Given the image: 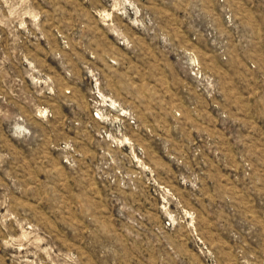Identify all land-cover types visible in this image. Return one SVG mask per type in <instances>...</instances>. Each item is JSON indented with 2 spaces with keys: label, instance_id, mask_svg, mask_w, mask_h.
<instances>
[{
  "label": "rangeland",
  "instance_id": "1",
  "mask_svg": "<svg viewBox=\"0 0 264 264\" xmlns=\"http://www.w3.org/2000/svg\"><path fill=\"white\" fill-rule=\"evenodd\" d=\"M0 264H264V0H0Z\"/></svg>",
  "mask_w": 264,
  "mask_h": 264
}]
</instances>
